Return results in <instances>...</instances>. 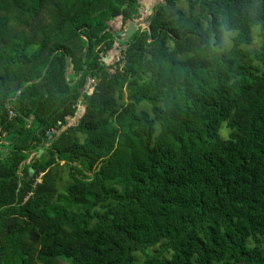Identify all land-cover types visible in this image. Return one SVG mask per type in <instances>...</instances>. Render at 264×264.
<instances>
[{
	"label": "trees",
	"instance_id": "obj_1",
	"mask_svg": "<svg viewBox=\"0 0 264 264\" xmlns=\"http://www.w3.org/2000/svg\"><path fill=\"white\" fill-rule=\"evenodd\" d=\"M138 7L0 0V264H264V0H162L128 40L106 30ZM222 16L214 56L197 33Z\"/></svg>",
	"mask_w": 264,
	"mask_h": 264
},
{
	"label": "rangeland",
	"instance_id": "obj_2",
	"mask_svg": "<svg viewBox=\"0 0 264 264\" xmlns=\"http://www.w3.org/2000/svg\"><path fill=\"white\" fill-rule=\"evenodd\" d=\"M137 1H138V5H139L138 14L133 19H135L137 21H140V24H139L138 27L141 28V29H144L145 27L148 26L147 18L153 11V10L149 11L148 9L150 7L153 8L158 2H161L162 0H137ZM8 23L13 29L16 30V28L14 26L15 23H16V19L14 17H11L9 19ZM126 23L127 22H125L123 24L122 20H121V17L118 16V17H115L113 20L109 21L108 22V26H109V28L112 31H115V32L118 33L120 31L124 32V30L126 28ZM258 46H259V38L255 36L254 40H253V43L249 46V48L252 51H256ZM122 48H123V46L119 45L117 42H114L113 47L106 54H104L102 56V58H101L102 62L104 64H106L107 66H111L114 62L119 60V58L121 56V49ZM33 49H34V46L29 48L28 51L30 52ZM111 70H113V69H111ZM69 76L70 75L68 74L67 77H69ZM90 82H92L91 79L88 80L87 84H89ZM81 114H82V112H79V113H77L74 116H67L66 124H65V126L62 129H64L67 126L76 124L77 121H78V118L81 116ZM223 127H224V124L222 125V127L220 129V132H221L222 136L226 137L227 130L225 129V127L224 128ZM55 133L57 134L58 132H55ZM60 175H61L62 179L58 183V188L61 191L62 187H63V184H64V181H65V179L67 177L65 170L61 171ZM138 256L142 257L141 253H139Z\"/></svg>",
	"mask_w": 264,
	"mask_h": 264
},
{
	"label": "clouds",
	"instance_id": "obj_3",
	"mask_svg": "<svg viewBox=\"0 0 264 264\" xmlns=\"http://www.w3.org/2000/svg\"><path fill=\"white\" fill-rule=\"evenodd\" d=\"M211 17L206 18L202 24L203 37L197 33L200 39V45L209 54L218 56L227 51L237 35L236 29L233 28L227 17L222 16L217 19L215 25L210 23Z\"/></svg>",
	"mask_w": 264,
	"mask_h": 264
},
{
	"label": "water",
	"instance_id": "obj_4",
	"mask_svg": "<svg viewBox=\"0 0 264 264\" xmlns=\"http://www.w3.org/2000/svg\"><path fill=\"white\" fill-rule=\"evenodd\" d=\"M148 10L149 11H152L153 8L150 7ZM139 24H140V21H137L135 19H129L127 21V23H126V28H125L124 32H122V31L118 32V36H120V37H118V39L121 40V41L128 40L136 32ZM106 30H111V29L108 26L106 28ZM45 70H46V68L43 70L42 76L44 75ZM95 80H97L96 77H94V79L92 80V82H90L89 84L86 85V87H85V92L86 93L90 94L92 92L93 87H94V84H95ZM35 81H37V80H34V82ZM27 84H28V82H26L21 88H23ZM81 109H82V112H83L84 111V105H83V101L82 100L79 101L78 106H77V109H76L74 115H76L77 113H79ZM51 133H52V129H50V130L47 131V136L49 138L47 139L46 145L49 144V142L51 141V138H50ZM42 151H43V149H38L37 156H40V154L42 153ZM32 173H33L32 167H28V175L30 176ZM29 236H30V239L32 241H36L37 236L32 231L29 232Z\"/></svg>",
	"mask_w": 264,
	"mask_h": 264
},
{
	"label": "built area",
	"instance_id": "obj_5",
	"mask_svg": "<svg viewBox=\"0 0 264 264\" xmlns=\"http://www.w3.org/2000/svg\"><path fill=\"white\" fill-rule=\"evenodd\" d=\"M8 115H9V117L14 116V112L12 109H8Z\"/></svg>",
	"mask_w": 264,
	"mask_h": 264
},
{
	"label": "flooded vegetation",
	"instance_id": "obj_6",
	"mask_svg": "<svg viewBox=\"0 0 264 264\" xmlns=\"http://www.w3.org/2000/svg\"><path fill=\"white\" fill-rule=\"evenodd\" d=\"M87 85V84H86ZM86 87V86H85Z\"/></svg>",
	"mask_w": 264,
	"mask_h": 264
},
{
	"label": "bare ground",
	"instance_id": "obj_7",
	"mask_svg": "<svg viewBox=\"0 0 264 264\" xmlns=\"http://www.w3.org/2000/svg\"><path fill=\"white\" fill-rule=\"evenodd\" d=\"M85 92V91H84Z\"/></svg>",
	"mask_w": 264,
	"mask_h": 264
}]
</instances>
